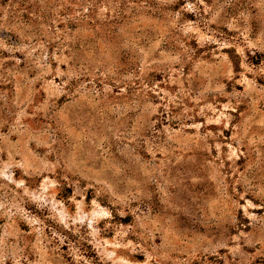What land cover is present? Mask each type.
<instances>
[{"label": "rangeland", "instance_id": "1", "mask_svg": "<svg viewBox=\"0 0 264 264\" xmlns=\"http://www.w3.org/2000/svg\"><path fill=\"white\" fill-rule=\"evenodd\" d=\"M0 264H264V0H0Z\"/></svg>", "mask_w": 264, "mask_h": 264}]
</instances>
